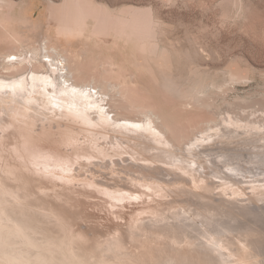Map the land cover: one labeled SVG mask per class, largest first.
<instances>
[{"label": "bare ground", "instance_id": "obj_1", "mask_svg": "<svg viewBox=\"0 0 264 264\" xmlns=\"http://www.w3.org/2000/svg\"><path fill=\"white\" fill-rule=\"evenodd\" d=\"M17 6L14 0H0L4 15L0 42H10L7 51L0 52V264H264L262 260L250 261L253 256L246 248L227 236L236 221L227 224L222 217L215 224L217 238L223 243L220 248L207 233L204 242H196L193 236L190 240L189 228L182 227L185 220L190 222L187 227L209 223L212 218L207 214L221 205L226 207V217L234 210L245 216L246 206L239 198L247 195V188L237 187L231 182L234 179H246L254 196L264 193V185L248 180L233 159L239 149L230 147L235 140L243 141L245 147L248 141L264 140V110L260 115L236 105L239 114L216 112L209 108L213 109V104L207 103L211 118L193 127L191 123L199 118L196 113H164L155 100L140 98L143 95L136 89V76L129 70L131 65L121 60L120 47L91 55L89 41L107 42L121 24L126 27L123 34H128V28L138 41L150 42L153 53H158L162 49L160 24L150 11L130 8L114 16L95 0L51 1L48 21L67 35L71 43L64 45L59 34L50 37L42 32V14L33 19L36 4L31 2L24 9L21 20L14 15ZM91 26L93 29L84 34ZM33 29L37 33L30 31ZM195 76L187 90H178L187 105L192 101L204 104L206 97L212 96L210 87L222 88L227 82L230 88L229 82L240 79L233 71L227 73L224 84L213 79L215 76ZM7 119L14 125L12 133L4 128ZM187 123L191 132L184 126ZM4 141L15 145L11 149L14 163L5 154ZM216 141L225 145L218 147L222 152L217 154L238 175L221 177L224 183L219 193L209 188L205 176L194 173L204 156L211 155ZM251 145L258 150L248 155L258 158L256 163L262 162L264 142ZM126 155L130 159L123 157ZM114 157L124 163L131 161L121 165ZM106 159H111L106 168L116 176L97 179L91 167L98 166L96 160ZM154 164H162L165 170ZM85 168L84 174L91 176L81 174ZM170 170L178 177L168 178L165 173ZM80 181L93 188L87 194H100L112 203L121 199L118 203L133 205L137 212L129 218L113 211L124 223L107 232L75 231L68 218L76 216L70 210L76 202L68 199L67 192ZM179 181H187L188 188L180 190L175 185L170 186L173 191H166ZM186 203L202 211L183 216ZM210 243H214L212 247ZM255 251L258 253L257 248Z\"/></svg>", "mask_w": 264, "mask_h": 264}, {"label": "rangeland", "instance_id": "obj_2", "mask_svg": "<svg viewBox=\"0 0 264 264\" xmlns=\"http://www.w3.org/2000/svg\"><path fill=\"white\" fill-rule=\"evenodd\" d=\"M14 1L18 3L14 13L17 20L22 19L24 9L32 2L36 4L33 11L34 13H32L33 19L36 20L41 16L40 14L43 15L42 32L51 35L50 37L59 34L62 43L64 45H70L71 42L62 28L48 21L51 1L59 4L63 0ZM95 1L96 4L107 7L114 16H121L120 14H124L130 8L150 11L152 16L160 24L159 40L162 49L156 54L153 53L150 42L143 43L138 41L129 32L128 28V34H123L122 30L126 29L123 24L111 32L110 39L107 42L100 41L97 38L89 41L91 55L97 54L100 50L111 52L112 47L118 46L121 48L120 55L122 56L120 58L128 67L131 65L129 70L136 76V89L139 95H143L140 98L146 97L152 101L155 100L154 102L158 104L159 109L164 113H171L173 111L175 114L181 113L182 115H186V111H192V114L196 113L194 116L199 118L196 119L195 122L193 120L191 123L193 127L198 125L202 120L211 118V110H216V112L231 111L234 114H239L236 105L247 109V111L254 109L261 115L262 110H264V0ZM165 4H169L170 6H163ZM153 5H159V7L153 8ZM0 16V20L4 18L2 12H0ZM0 28L1 36V32L3 33L4 29H2V27ZM92 29L93 26L87 31H84V34L89 33ZM30 31H32V33H37L34 29ZM71 36L73 37L72 40H74V34ZM9 43V40L0 42V44H2L0 48H4L0 49V52L3 53L7 51L8 47H10L8 46ZM5 48L7 49L5 50ZM163 55L167 57V65L166 59H163ZM164 64L165 66H163ZM227 71L235 72L240 78L235 82H229L230 88L228 85H225L227 82H224L228 73ZM198 73L203 75V77H208V79L215 76L213 79L216 78L217 80L218 78V82L221 84L225 83L222 85L224 90H222V88L216 89L215 87H210L209 90L213 91L211 93L209 91L208 93L212 96H207L204 104L192 101L191 105H187L179 94V91L187 90L196 80L195 75ZM168 84L171 87H168ZM179 88L181 89L179 90ZM209 100H211V103ZM207 103L208 106L213 104L214 108L212 109L211 106L209 107L211 110L206 109L208 108V106H206ZM130 115L137 117L135 113H130ZM243 118H245V116H243ZM7 120V123L4 124V128L7 129V133H12L14 125L11 119ZM16 125L18 126L17 123ZM184 126L188 128L191 127L188 123ZM204 126L206 127V125ZM204 126L201 128H205ZM190 129L192 128H189V130ZM253 141L257 144L264 142V140L260 139ZM253 141H248L249 144H246L248 146L245 147L243 141L237 143V140H235L230 147L239 149L236 156H233V159L242 166L248 180H255L258 185H260V182L264 185V158L262 162L256 163L258 158L248 155L258 150V148L255 149L254 146L251 145ZM4 142H7L5 144V154L9 156L8 160L14 163L15 157H13L11 149H13L15 145L10 146V142ZM221 146L225 147L221 142L216 141L212 146L213 150L210 152L211 155L207 157L204 156L203 160L200 161L202 166L196 167L194 170L195 175L199 177L205 176L206 183L209 184L210 189L216 190L215 193L220 192L221 185L224 183L221 177L224 175L230 176L231 178H238L237 173L234 172L235 170L229 165H226L222 161L221 155L217 154L218 152H222L218 150V147ZM212 147L209 145L207 149L211 150ZM123 157L130 159L129 155ZM114 160H119L121 165H127L131 161L128 160L127 163H124L119 157H114ZM96 161L98 166L91 165V169L96 172L97 179H111L113 176H116L111 173L110 169L106 168V163L111 161V159H106L104 162L100 160ZM109 165L113 167L111 162ZM190 165L195 166V163H190ZM76 167H78V169L80 168L78 164H76ZM154 167H162L161 169L165 170L162 164H154ZM154 167L152 166V168ZM86 169L87 168L80 170L81 174H84ZM118 169H121V166H119ZM162 170H156V172ZM165 175L171 178V180L178 177L174 170H170V172L166 171ZM241 175L243 176V173ZM86 176L89 177L91 175L88 172L86 175L84 174V177ZM135 176L138 175L135 174ZM118 177L125 178V175L119 174ZM200 179L203 178L201 177ZM243 179L244 178H238V180L234 179L231 182L237 185V187L247 188L245 190L247 195H243L239 198L241 205L246 206L245 216L243 212L234 210L229 217H226V207L221 205L216 206V208L207 214V216L212 218L209 223L199 222L198 226L193 225L187 227L190 222L185 220L182 227L189 228L190 231L187 235L190 240H192L193 236L196 242H204L206 241L205 236L209 235L208 237H210V239L219 242L220 239L217 238L218 236L215 233V224L219 219L225 217L228 221L227 224L231 221H236V223L232 224L235 227L227 236L246 248V251L253 256V259L250 261L262 260L264 262V193L254 196L250 185L245 182L246 179ZM82 183L81 181L76 182L67 192L68 199L71 200V202H76V206L70 209L76 216L68 218L71 224L73 221L71 227L72 229L75 227V231L84 228V230H101L107 232L109 229H112L115 224L124 223L123 220L112 214L113 211L116 212L119 210L129 218L134 215V212H137L133 205L124 207L125 205L120 203L122 202L121 199H117V202L115 201L112 203L100 194H87L86 192L92 191L93 188L85 187ZM175 185L180 187V190H183L184 187L188 188L189 186L187 181H179L177 184L169 185L166 191H173L171 187ZM60 188L61 186L58 187V189ZM128 197H130V195ZM172 197H175L174 199L177 200L176 196ZM172 197L168 199H173ZM182 198L184 199L185 197ZM217 198L218 197H216V199ZM173 200L170 201L172 202ZM175 200L173 202H175ZM118 201L120 202L118 203ZM171 204L172 203H169V205ZM176 204L179 205L178 203ZM183 207L186 209L183 216L193 215L194 213L197 214L202 211L201 207L191 206L189 203L184 204ZM171 208L174 209V207ZM131 213L132 215H130ZM183 219L185 218L183 217ZM213 244L214 243H210V247H212ZM222 245L223 243L219 242L218 248ZM68 246V244L65 245V247ZM256 248L258 253L255 251Z\"/></svg>", "mask_w": 264, "mask_h": 264}, {"label": "snow or ice", "instance_id": "obj_3", "mask_svg": "<svg viewBox=\"0 0 264 264\" xmlns=\"http://www.w3.org/2000/svg\"><path fill=\"white\" fill-rule=\"evenodd\" d=\"M163 6H165V7H167V6H170L169 4H165V5H163ZM156 7H159V5H153V8H156ZM13 59H14V57H13ZM101 111H103V109H101ZM138 126V125H137Z\"/></svg>", "mask_w": 264, "mask_h": 264}]
</instances>
